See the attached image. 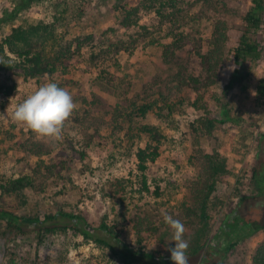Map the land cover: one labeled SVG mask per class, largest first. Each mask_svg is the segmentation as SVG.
<instances>
[{
	"label": "rangeland",
	"instance_id": "1",
	"mask_svg": "<svg viewBox=\"0 0 264 264\" xmlns=\"http://www.w3.org/2000/svg\"><path fill=\"white\" fill-rule=\"evenodd\" d=\"M142 1L128 0L129 8L139 7L131 16L138 24L130 28L109 10L112 0L86 5L77 20L66 14L65 22L77 26H57L65 37L49 48L58 67L51 76L0 70V177L33 179L20 193L0 189V207L30 216L75 211L91 227L119 219L128 224L122 239L143 245L149 255L119 258L72 231L38 233L29 227L19 234L0 221V264H173L167 249L175 242L165 213L185 225L186 255L199 239L209 240L210 256L188 257V264H252L264 244V197L251 176L254 166H264V101L255 93L264 76V24L256 36L262 58L239 70L251 74L242 79L227 52L249 0ZM19 2L0 0V43L13 27L50 23L64 6L40 0L12 15ZM161 6L163 14L154 12ZM217 31L225 39L223 60L207 71L201 54L211 49ZM190 77L199 82L188 85ZM49 81L66 88L77 105L58 141L37 138L11 119L15 106ZM224 108L234 122L212 128L210 121L222 118ZM143 125L162 134L160 155L148 171L160 196L139 190L134 153L150 142ZM239 220H249L256 231L222 260L236 240L227 226Z\"/></svg>",
	"mask_w": 264,
	"mask_h": 264
},
{
	"label": "trees",
	"instance_id": "2",
	"mask_svg": "<svg viewBox=\"0 0 264 264\" xmlns=\"http://www.w3.org/2000/svg\"><path fill=\"white\" fill-rule=\"evenodd\" d=\"M40 0H20L19 4L15 7L12 15L24 7L30 5L32 2ZM95 1L99 4H107V0H77V4L71 5L69 0H60L62 5L59 10L60 16H55V19L50 23H34L20 25L13 27L11 32L6 35L0 43V56L4 57V61L0 59V70L6 68H18L23 74L30 78H35L43 75H53L57 71L56 56L50 55V49L55 45H59L63 40L64 35H61L57 26H65L66 28H74L77 25L71 24L64 19L66 14H69L73 20L81 18V15L85 13L83 7L93 4ZM143 0L142 2H145ZM168 1V0H167ZM96 2V3H97ZM163 2H166V0ZM128 0H112L109 3V10H112L114 17L117 20H121L125 27H132L138 24V19H131V16L138 11L139 7H128ZM166 6L167 3H162ZM166 6H161L162 9H156L154 12L163 14L166 10ZM240 26L233 45L229 48L227 54L232 56L234 65L236 66L237 75H240V69L245 71L244 66L248 63H255L262 58V49L258 38L256 37L264 24V0H249L248 8L240 19ZM73 22V21H72ZM75 22V21H74ZM66 29L65 32H67ZM49 40L51 43H49ZM225 42L224 35L221 32H215L211 40L212 47L205 54H201V61L207 71H210L217 65L219 61H222L221 51L223 50ZM50 48V49H49ZM251 74L249 72H243L240 75L242 79H250ZM188 85H194L198 83L199 79L190 77V80L185 81ZM198 90V87L195 86ZM255 93L259 100L264 101V76L260 77L255 84ZM206 98L209 96L206 94V90L203 93ZM217 94L215 95V97ZM195 102H199V99ZM222 118L211 120L210 124L213 128L215 123L234 122L233 117L230 115L227 109H222ZM218 112V111H217ZM216 112V113H217ZM220 116V114H218ZM140 130L146 133L150 142L144 147H138L134 153L135 163L137 170L139 171L138 183L140 185L139 190L152 194L154 196H160L161 191L159 186L152 187L149 183L148 171L152 165H154L158 156L160 155L159 144L161 143L162 134L154 126L143 125ZM127 140V139H124ZM222 164V163H221ZM262 169L263 172H259ZM252 179L257 186V192L259 196L264 197V166L257 165L252 168ZM33 179L30 175L19 176L16 178H1L0 177V189L2 192L20 193L25 188L31 186ZM134 185V182H131ZM124 201V200H123ZM124 203V202H123ZM121 203L120 209L123 208ZM119 209V210H120ZM122 213H117L115 216L121 217ZM125 221V214L123 215ZM202 219L205 224L208 223L209 215L203 214ZM0 221L6 223V225L17 233L25 234L29 227H34L31 231H37L38 233H53V232H67L72 231L86 240H91L93 243L99 245L103 251L110 253L115 257L121 258L120 253L127 254L128 256L147 257L149 254L141 247H132L127 243L123 237L127 235L128 224H124L119 219L102 220L96 227L88 225L85 218L75 211L57 209L52 212L44 213L42 216H30L20 215L6 208L0 207ZM260 226L258 225V228ZM228 233L234 234L235 241H230L229 245L224 249L225 256L223 258H229L233 254L234 248L238 244V240L241 238L253 234L256 229L249 222V220H239L236 223H229L227 226ZM208 238L203 241H196L193 245L192 251L187 255L190 258H197L204 253L208 252L207 246L209 245ZM117 248L120 250L117 251ZM205 256H210L206 253ZM208 264V263H199ZM221 264V263H215ZM252 264H264V244L261 245L252 257Z\"/></svg>",
	"mask_w": 264,
	"mask_h": 264
},
{
	"label": "clouds",
	"instance_id": "3",
	"mask_svg": "<svg viewBox=\"0 0 264 264\" xmlns=\"http://www.w3.org/2000/svg\"><path fill=\"white\" fill-rule=\"evenodd\" d=\"M72 94L57 83L49 81L17 104L12 112L13 122L31 130L37 138L61 140L65 122L76 110ZM164 223L172 230L175 246L168 248L173 264H188L189 242L184 239L185 225L169 214Z\"/></svg>",
	"mask_w": 264,
	"mask_h": 264
}]
</instances>
